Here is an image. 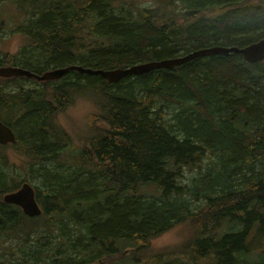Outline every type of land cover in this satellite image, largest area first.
Wrapping results in <instances>:
<instances>
[{"label":"trees","instance_id":"1","mask_svg":"<svg viewBox=\"0 0 264 264\" xmlns=\"http://www.w3.org/2000/svg\"><path fill=\"white\" fill-rule=\"evenodd\" d=\"M11 1L28 43L0 51V65L38 73L125 67L264 37V0ZM27 80L0 78V118L17 136L0 144V264H264V60L199 57L118 83L75 70L36 88ZM86 94L101 112L88 116L93 134L67 164L72 138L57 115ZM20 173L36 185L40 216L3 200ZM183 223L184 242L153 248Z\"/></svg>","mask_w":264,"mask_h":264},{"label":"water","instance_id":"2","mask_svg":"<svg viewBox=\"0 0 264 264\" xmlns=\"http://www.w3.org/2000/svg\"><path fill=\"white\" fill-rule=\"evenodd\" d=\"M241 53L250 62H259L264 59V38L247 44L246 46H227V47H208L199 51L189 52L183 56H178L173 59H165L160 62L149 61L145 63L135 64L127 68L115 69H93L84 67L82 65H70L68 67L57 68L38 76L40 80H54L60 79L70 70H78L85 73L98 74L106 78L110 83H118L123 78L132 74H145L155 69L162 67L172 68L175 65H182L197 57L211 56L215 54H230ZM16 75L33 76L27 70L17 68L14 66H1L0 76L11 77ZM16 141V134L14 130L2 120H0V143L7 144ZM4 201L10 204L19 205L26 215L30 217L39 216L42 213V208L36 197V190L29 182H24L21 187L4 195ZM47 264V263H41Z\"/></svg>","mask_w":264,"mask_h":264},{"label":"rangeland","instance_id":"3","mask_svg":"<svg viewBox=\"0 0 264 264\" xmlns=\"http://www.w3.org/2000/svg\"><path fill=\"white\" fill-rule=\"evenodd\" d=\"M137 1L139 5L144 6H154L155 4V0ZM171 2H174L178 6H184L183 0H172ZM134 3L136 4L135 0ZM209 7V10H214L218 6ZM218 12L222 11L216 9L211 15H216ZM19 19L22 20V15L20 14L16 3L10 1L0 3V21H4L5 24L3 30H1L2 28H0V51H9L11 53H15L21 48V46H23V44L26 43V37L22 36L21 34H10L9 31H7V26H9V24L12 25ZM92 94L96 96L94 93ZM98 111L101 112L100 107L97 106L91 96L89 97L88 94H86L85 97L78 98L76 102L72 104L68 109L57 115V120L67 130L72 138V142H70L69 147L61 156V160L63 162L67 164L75 163V160L79 156L78 149L81 146L83 136H85L86 133L87 135L93 134L92 130H88L89 127L87 118L90 114L97 113ZM61 114H63V120L60 119ZM6 153L11 158V162L15 165L21 166L23 164V158L19 155L17 150L8 148L6 150ZM60 173H63V169H60ZM16 178L21 183L24 178V174H16ZM33 184L35 185V183ZM187 227L188 224L186 223L179 224L164 232L162 235L154 238L152 241L153 248L155 250L162 251L166 249H172V247L181 244L190 235V231ZM155 241H159V243H155Z\"/></svg>","mask_w":264,"mask_h":264},{"label":"bare ground","instance_id":"4","mask_svg":"<svg viewBox=\"0 0 264 264\" xmlns=\"http://www.w3.org/2000/svg\"><path fill=\"white\" fill-rule=\"evenodd\" d=\"M246 46V45H245ZM208 47H227V46H222V45H214V46H207V47H203V48H200V49H195V50H193V51H191V52H195V51H199V50H202V49H205V48H208ZM244 47V46H243ZM233 53H236V52H233ZM215 55H228V54H224V53H221V54H215ZM176 57H178V56H176ZM176 57H172V58H164V59H161V60H151V61H155V62H160V61H162V60H165V59H173V58H176ZM245 58V57H244ZM246 59V58H245ZM247 60V59H246ZM264 60V59H263ZM248 62H250L249 60H247ZM147 62H149V61H147ZM141 63H145V62H141ZM138 64H140V63H138ZM175 66H178V65H175ZM174 66V67H175ZM174 67H172V68H169V67H162V68H167V69H173ZM162 68H159V69H162ZM100 69H103V68H100ZM87 74H91V73H87ZM98 75V74H97Z\"/></svg>","mask_w":264,"mask_h":264},{"label":"clouds","instance_id":"5","mask_svg":"<svg viewBox=\"0 0 264 264\" xmlns=\"http://www.w3.org/2000/svg\"><path fill=\"white\" fill-rule=\"evenodd\" d=\"M60 119L63 120V114H61ZM155 243H159V241H155Z\"/></svg>","mask_w":264,"mask_h":264}]
</instances>
